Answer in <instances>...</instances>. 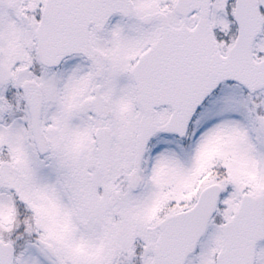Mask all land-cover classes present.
I'll return each instance as SVG.
<instances>
[{
	"label": "snow or ice",
	"instance_id": "snow-or-ice-1",
	"mask_svg": "<svg viewBox=\"0 0 264 264\" xmlns=\"http://www.w3.org/2000/svg\"><path fill=\"white\" fill-rule=\"evenodd\" d=\"M0 264H264V0H0Z\"/></svg>",
	"mask_w": 264,
	"mask_h": 264
}]
</instances>
